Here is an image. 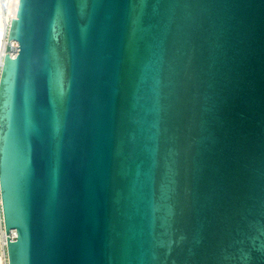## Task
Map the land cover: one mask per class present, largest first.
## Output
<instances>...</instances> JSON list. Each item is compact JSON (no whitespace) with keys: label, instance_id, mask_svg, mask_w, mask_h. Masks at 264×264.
<instances>
[{"label":"water","instance_id":"obj_1","mask_svg":"<svg viewBox=\"0 0 264 264\" xmlns=\"http://www.w3.org/2000/svg\"><path fill=\"white\" fill-rule=\"evenodd\" d=\"M8 39V264H264V0H19Z\"/></svg>","mask_w":264,"mask_h":264},{"label":"built area","instance_id":"obj_2","mask_svg":"<svg viewBox=\"0 0 264 264\" xmlns=\"http://www.w3.org/2000/svg\"><path fill=\"white\" fill-rule=\"evenodd\" d=\"M10 2L11 0H0V31L4 33L3 50H2L1 61H0V70H1L3 59L6 53H9L12 57H15L19 52V43L15 40H10V42L8 41L9 40L8 39L9 29H10L11 21L13 19V17L8 15V8L10 5ZM11 233H10L11 239L15 240L16 235L11 236ZM6 237L7 235L5 234V231L3 228V231L0 232V243H1V248H4L5 252H6Z\"/></svg>","mask_w":264,"mask_h":264},{"label":"bare ground","instance_id":"obj_3","mask_svg":"<svg viewBox=\"0 0 264 264\" xmlns=\"http://www.w3.org/2000/svg\"><path fill=\"white\" fill-rule=\"evenodd\" d=\"M19 0H11L9 8H8V15L15 18L18 12ZM3 37L4 33L0 31V61H1V54L3 50ZM0 210H1V201H0ZM3 231V222L2 217L0 215V232ZM16 235V231L12 230L11 236ZM0 264H8L7 253L4 251V248L0 250Z\"/></svg>","mask_w":264,"mask_h":264},{"label":"rangeland","instance_id":"obj_4","mask_svg":"<svg viewBox=\"0 0 264 264\" xmlns=\"http://www.w3.org/2000/svg\"><path fill=\"white\" fill-rule=\"evenodd\" d=\"M0 215H1V210H0Z\"/></svg>","mask_w":264,"mask_h":264}]
</instances>
